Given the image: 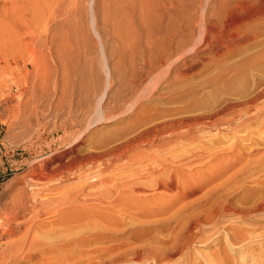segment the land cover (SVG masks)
I'll return each mask as SVG.
<instances>
[{
    "label": "rangeland",
    "instance_id": "rangeland-1",
    "mask_svg": "<svg viewBox=\"0 0 264 264\" xmlns=\"http://www.w3.org/2000/svg\"><path fill=\"white\" fill-rule=\"evenodd\" d=\"M68 1L60 17L31 18L28 15L43 9L21 3L22 16L17 23L0 22V31L4 30L0 32V236L10 207L20 195H29L32 183L37 182L39 197L43 194L49 200L44 208L48 211L64 202L73 189L91 182L74 180L79 176H95L97 185L86 186V191L98 195L105 194L110 185H115L113 181L103 186V178H114L119 182L131 177L132 172L121 165L125 162L118 163L119 169H113L117 167L115 164L104 173L110 161L99 162L92 170L81 169L74 161L92 151H100L94 148L98 141L129 126L137 111L144 109L142 104L152 109L156 117L161 114H170L174 118L216 116L219 120L223 117L218 127L211 128V131L210 128L196 130L197 137L192 141L179 140L175 144L183 142L182 145L174 144L164 151L168 160H178L191 152L204 153L201 159L179 173V181L183 184L199 185L214 168L231 160L243 148L264 147V119L250 128L238 130L231 123L235 111L217 117L224 106L245 103L264 91V0ZM2 3L0 9H4ZM128 3L132 4V9L128 10ZM158 30L159 34L156 33ZM161 52L166 54L164 64L157 66L155 73L142 83L140 77L145 70L146 58L155 59ZM21 90L26 92L23 94ZM258 99L253 112L264 110V95ZM57 102L61 105L59 108ZM111 115L117 116L113 118ZM110 116V120L106 119ZM80 135L82 138L75 143ZM263 154L264 151L258 158ZM163 155L162 159H167ZM41 174L42 181H34ZM239 179L242 180V176ZM236 183L231 182L228 185L231 189L226 188L237 199L241 192L232 193L235 188L232 190L231 187ZM152 191L131 195L140 202L135 203L131 198L128 215L134 217L140 210L147 212L149 208L151 212L154 208L157 210L165 204L162 199L172 195L163 190ZM59 207L63 208L62 211L68 209L64 205ZM62 211L59 209L60 213L45 214L36 219V225L50 234L42 240L44 243L61 244L63 238L57 233V222L63 216ZM222 220L227 227L247 224L232 216L222 217ZM211 226L214 225H210L211 229L205 227L207 238L202 239L208 242L203 245L200 238L192 249L193 255L198 253L196 258L202 264H206L201 260L202 255L209 258L208 255L228 246L224 234L209 241V236L222 231L220 226L215 225L213 229ZM84 227L94 225L80 228ZM214 228L217 229L214 231ZM9 239L12 238H0V244L4 245ZM259 241L250 242L249 249L236 244L234 249L228 250L229 256H233L236 264H258L257 257L254 261L251 254L257 252L264 242L263 238ZM180 257L174 262L188 263V255ZM53 262L63 264L62 261Z\"/></svg>",
    "mask_w": 264,
    "mask_h": 264
},
{
    "label": "bare ground",
    "instance_id": "bare-ground-1",
    "mask_svg": "<svg viewBox=\"0 0 264 264\" xmlns=\"http://www.w3.org/2000/svg\"><path fill=\"white\" fill-rule=\"evenodd\" d=\"M67 1L68 0H0V2L4 4V9H0V22L17 23L22 16L19 9L21 3L43 9L40 10V12L37 11L28 15L31 16V18L47 17L49 19L48 16L55 18L58 17L59 14L65 12V7L68 5ZM123 1L126 2L127 0ZM129 4L130 3H128V6H130ZM131 7L132 4L128 10L132 9ZM133 10H135L134 7ZM68 12L69 11H67V13ZM109 13L111 14V12ZM117 15L115 14V16ZM3 31L4 30H1L0 32L3 33ZM9 33L7 32L6 34L11 35L10 31ZM156 33L159 34L160 31L158 30ZM165 58L166 54L162 52L159 53L155 59H150V57L146 58L145 70L140 77L142 83L155 73L157 66L164 64ZM24 84L26 83L24 82ZM21 86H18V88ZM23 90L21 91L24 94L26 91ZM263 95L264 91L255 96L256 98L252 97L254 99H248L245 103L226 105L219 114L216 112L217 117L222 113L225 116L224 113L227 111H235V114L233 113L235 116L232 118L233 120H231V123L236 126V129L249 127L258 120L264 119V110L257 109L254 112L252 111L256 109L254 107V104L256 106L255 102ZM58 104L60 103L57 102V105ZM59 106L61 105H58V108ZM142 108L144 109L137 111L135 120L130 122L129 126L114 132L112 135L105 136L98 141L97 146L94 148L100 151H92L91 153L77 157L74 161L81 169L89 168L90 170L99 162L107 163L110 161L111 164L104 169V173L110 171L113 165L117 164V167L113 168L116 169L118 168V163L121 164L125 162L124 165H121L124 166V168L127 167L129 172H132L131 177H126V179L119 182L117 179L113 180L114 178L112 180L103 178L101 180L103 186L113 181H115V185H110L109 189H106V193L100 195L90 194L86 191V186L95 187L97 185L95 176L87 178L79 176L75 178L74 180L77 181L90 180L91 182L73 189V191L68 194L64 202L60 204L65 207L67 206L68 209L65 208V211H62L63 208L61 210L59 207L60 205L58 206L60 211L63 212V216H61L57 222V226L59 227L57 233L62 234L61 238H63L59 245H57V242L56 245L51 244L52 242L44 243L43 239L48 238L50 234L47 235V233L42 231L41 227L36 225V219L45 214L51 215L53 213H58L59 209L56 207L54 210L48 209V211H44L49 200L45 199L43 194L39 197L40 193L37 188V182L30 184V193L28 195L30 196V200H27L25 197L27 193L22 194V196L20 195L21 197L19 196L18 201L10 207L6 222L4 226L2 225L3 229H1L2 234L0 238H7V240L8 238L12 239H9V242H4V245L0 244V264H52L54 263L53 261L56 263V260L62 261L63 264H143L146 262H152L154 264H174L176 258L179 256H182L180 259L185 258L183 257L184 255L189 256L187 264H199V262L202 264V261L196 258L198 253L193 255L192 249L200 238V241H203V245L206 244L207 239H202L207 238V235H204L206 233L205 227L209 226L208 228H210V225H216L215 227L220 226L222 231L213 232L214 235L209 236V241L214 236L218 237V235L224 234L225 238L228 240V246L221 247L218 250L219 252H214L211 256L208 255L209 258L206 257L207 255H202L203 258L201 257V260H204L203 263L206 262V264H236L232 259L233 256H229L228 250L234 249L233 247L236 244L241 246L240 248H242V246L244 248L245 246L247 247L246 249H249L248 247H251L250 242L255 240L259 241L260 238L264 240V175H260L261 172H264V154L258 158L259 155L263 153L264 147H261V145L248 150L243 148L241 152L233 156L231 160L222 162L219 166L214 168L212 174L199 185L183 184L179 181V173H183L186 167L196 163L198 158L201 159L204 153H202V151L191 152L189 155L182 156L178 160H168L169 157L165 156L164 151L175 143L177 144L179 140L188 139L192 141L195 139V136L197 137V135H195L196 130L210 128L211 131V128L218 127L222 121L219 124L218 122L223 117H219V120L216 116L213 117L212 114L211 116L213 118L210 116L209 118H198V116L174 118L173 116L171 117L170 114H161L160 117H156V115L152 114L153 110L147 107L146 104H142ZM34 111L37 110L34 108ZM111 116L115 118L117 115H114L115 117L113 115ZM111 116L106 119L110 120L112 118ZM160 118L162 121L158 122L157 119ZM223 123L226 125L225 122ZM260 125H262V122ZM232 128L234 129V126ZM231 134L235 133L232 132ZM80 138H82V135L75 139V143H77ZM201 138L202 136L200 137L199 135L198 139L200 141ZM247 140L245 139V141ZM250 140L252 141L253 138H250ZM115 141L118 142H116V144L114 143L113 146L110 145ZM180 144L182 145L183 142H180ZM208 148H210V146ZM189 152L190 151H187V153ZM173 153L176 152L174 151ZM161 154H164L163 156L167 157V159L163 160ZM166 155H168V153ZM210 155L212 156V154ZM168 156H170V154ZM201 161H199V163ZM225 176H228L226 180L218 183ZM241 176L243 178L242 180L239 179ZM42 179L41 174L34 181L39 182L42 181ZM231 182L236 183V185L231 186L233 187L232 190L235 188L232 193L237 191L241 192L240 197L237 199L235 195L231 196V188L228 186ZM227 186L230 188V193L226 188ZM54 188L55 187H53V189ZM156 190H163L169 194L172 193L171 196L168 195L169 197H165V200L162 199V202L164 201L165 203L163 207L160 205V208H158V205L157 210L153 207L155 211L153 210L152 212L150 208L148 209L150 210L149 212L148 210L147 212H141L140 210V213H137L134 217L128 215V207L129 204H131V198L135 200V203L140 202L139 198H135V196L131 195L138 192H155ZM147 198L148 197L145 199ZM149 199L151 198H148V200ZM169 213L172 214L169 217H165V215ZM230 216L237 217L243 222L246 221L247 224L243 223L245 226L230 224L227 227L222 217ZM91 224L94 225V227L80 228ZM214 226H211L212 229ZM256 227L262 230L258 231ZM76 228H80V230L73 231L77 230ZM216 229L214 228V231ZM256 230L261 232V235H259L260 233ZM255 231L258 236L254 235L256 233ZM62 236H65L67 240ZM76 236L80 237L76 238ZM259 242H257V244ZM256 251L257 252L251 251V259L255 261V257H257L259 261L258 264H264V242ZM201 252H199V254ZM200 255H198V257ZM248 255L246 254V256Z\"/></svg>",
    "mask_w": 264,
    "mask_h": 264
}]
</instances>
